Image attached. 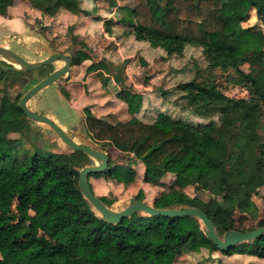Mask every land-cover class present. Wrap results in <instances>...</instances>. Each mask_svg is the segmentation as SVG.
Returning <instances> with one entry per match:
<instances>
[{
    "label": "trees",
    "instance_id": "16d2710c",
    "mask_svg": "<svg viewBox=\"0 0 264 264\" xmlns=\"http://www.w3.org/2000/svg\"><path fill=\"white\" fill-rule=\"evenodd\" d=\"M14 1L0 0V16H10ZM21 1L47 17H54L61 9L75 16L89 13L83 0ZM86 2L97 10L94 0ZM107 2V12L117 13L114 19L103 20L109 35L117 30L152 50L162 48L161 42L201 47L211 50L218 60L215 68L193 62L188 69L190 77L175 86L182 108L202 121L167 112L144 121L136 117L140 107L122 121L98 117L84 108V125L90 137L129 160L121 165L124 169L119 171V181L129 184L139 178L168 189L156 199L155 206L198 207L220 232L242 230L232 222L237 214L253 222L243 231L264 226V209L259 213L252 199L264 190V0ZM251 13L258 25H244ZM100 69H105L102 62L92 63L86 72ZM27 72L0 61V84L4 86L0 136L14 142L12 151L0 147V264H126L131 260L137 264H173L176 254L202 262L216 250L264 259V234L251 244L221 251L190 216L135 213L119 223L99 219L77 187V169L91 163L82 152L34 147L28 158L20 157L19 147L33 143L36 127L32 124L36 123L26 119L17 107L21 91L11 95L7 87L14 83L24 87L20 74ZM100 75L105 82L107 79ZM222 83L247 91L249 100L217 102L185 94L190 87L207 89ZM61 91L68 96L65 89ZM121 92L118 90L117 95ZM135 164L141 165L140 171ZM99 175L91 174L88 179ZM135 197L144 200L143 191Z\"/></svg>",
    "mask_w": 264,
    "mask_h": 264
},
{
    "label": "rangeland",
    "instance_id": "374dc122",
    "mask_svg": "<svg viewBox=\"0 0 264 264\" xmlns=\"http://www.w3.org/2000/svg\"><path fill=\"white\" fill-rule=\"evenodd\" d=\"M117 2L133 5L136 0H117ZM83 4L89 9V13L72 18L71 13L66 10L57 12L54 17H47L43 16L40 9L29 4L26 6L22 2L15 3L16 14L27 13L24 14L25 23L19 26L15 21L12 24L0 22V42L7 39L8 46L26 59L36 60L43 57L42 49L45 42L58 52L68 53L71 58V65L66 75L33 96L29 100L30 107L51 117L79 143H84L82 135L91 138L84 125V108L98 117L122 121L131 118V111L139 107L136 117L144 121L152 120L158 112H167L174 117H185L192 121H202L182 108L180 93L175 90V86L190 77L188 69L193 62L199 66L215 68L218 64L216 54L209 49L168 42H161L162 48L152 50L146 45L136 44L130 37L120 35L117 30L113 35H109L104 30L103 20L114 19L117 13L107 12V0H94L93 6L98 7L97 10L92 9L86 0H83ZM28 14L31 20L28 19ZM28 20L31 21L29 24ZM258 24L252 13L244 23V25ZM14 29L23 30L14 33ZM29 48H33L36 54ZM237 48L236 46L233 50L236 51ZM75 59L80 61L75 62ZM98 62H102L105 69L86 72L88 65ZM60 64L61 62L58 61L43 69L20 74L24 87L14 83L7 87V92L11 95L18 91L22 92L24 88ZM100 74L107 79L105 82ZM3 88L4 86L0 84V94ZM62 88L67 91L68 96L62 93ZM118 90L122 91L120 96L117 95ZM185 94L188 98L196 95L217 102H227L229 99L241 102L249 100L247 91L238 90L226 83L207 89L190 87L186 89ZM32 127H36L32 131L33 143L26 142L19 147L17 152L20 157L28 158L34 147L56 152L68 151L48 129L38 124L36 126L32 124ZM97 144L108 152L112 162H115L113 165L115 168L100 173L99 176H90L88 181L94 193L104 197L111 207L115 209L122 207L127 203L128 198L135 196L139 190L143 191L147 203L155 204L160 194L168 191L161 186L144 183L139 178L129 184L120 182L119 171L124 169L121 165L129 162L127 156L113 147ZM0 147L12 151L14 142L0 136ZM134 167L138 171L141 170L139 164H135ZM109 172L111 173L105 174ZM188 191L192 193L191 190ZM263 197V189L252 196L259 213L264 209ZM232 222L242 230L253 225L252 221L240 214L235 215ZM217 261L226 264H264V259L248 254H225L217 250L202 262H198L190 255L176 254L173 264H217ZM96 264L112 263L101 261ZM126 264H137V262L131 260Z\"/></svg>",
    "mask_w": 264,
    "mask_h": 264
},
{
    "label": "water",
    "instance_id": "95a60500",
    "mask_svg": "<svg viewBox=\"0 0 264 264\" xmlns=\"http://www.w3.org/2000/svg\"><path fill=\"white\" fill-rule=\"evenodd\" d=\"M29 50L36 54L33 48H29ZM42 51L44 53L43 57L36 60H28L21 54L13 51L8 46V40L5 39L3 42H0V61L22 71H35L54 62H61L59 66L21 92L17 101V107L23 112L26 119L48 129L54 137L68 149L67 152L59 151L60 153L82 152L91 159V163L85 164L77 169V187L99 219L108 223H119L122 219L130 218L135 213L165 217L190 216L197 219L203 235L221 251L242 243L251 244L257 237L264 234V226H256L248 231L227 229L220 232L209 216L195 206L173 205L157 207L155 204H149L145 200H139L135 196H131L128 198L125 205L115 209L102 201L91 188L88 176L91 174L103 173L115 164V162L110 164L108 152L102 149L92 138L84 135H82L84 143L77 142L63 127L55 122V120L29 106V100L33 96L39 93L43 88L62 79L71 65L69 54L56 51L48 42H45ZM219 204L221 206L223 205L222 202H219Z\"/></svg>",
    "mask_w": 264,
    "mask_h": 264
},
{
    "label": "crops",
    "instance_id": "0c3cea01",
    "mask_svg": "<svg viewBox=\"0 0 264 264\" xmlns=\"http://www.w3.org/2000/svg\"><path fill=\"white\" fill-rule=\"evenodd\" d=\"M21 2H22L21 0H15L13 2V5L10 8V16L9 17L0 16V22H4L5 24H12L15 21L19 24V26H22L25 23L24 20H25L26 15H24V14H27V13L23 12L22 14H18V13L16 14V11L14 10L15 3H21ZM22 3L26 6H28L27 3H25V2H22ZM59 11H63V9H61ZM28 16H29V14H28ZM43 16H45V15H43ZM71 16H72V18L75 17V15H73V14H71ZM28 19L31 20L30 16ZM29 20H28V24H29V22H31ZM17 23H15V25ZM22 30L23 29H21V30L20 29H14L13 32L14 33H18V32L20 33V32H22Z\"/></svg>",
    "mask_w": 264,
    "mask_h": 264
}]
</instances>
